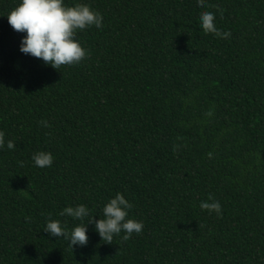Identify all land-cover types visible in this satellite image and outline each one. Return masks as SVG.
Listing matches in <instances>:
<instances>
[{"label": "trees", "instance_id": "16d2710c", "mask_svg": "<svg viewBox=\"0 0 264 264\" xmlns=\"http://www.w3.org/2000/svg\"><path fill=\"white\" fill-rule=\"evenodd\" d=\"M21 2L0 0V264H264V0H63L103 21L57 70L20 51ZM203 12L230 36L205 34ZM117 193L143 224L128 240L60 215L103 219ZM214 201L220 215L200 208ZM50 221L86 224L87 245Z\"/></svg>", "mask_w": 264, "mask_h": 264}, {"label": "clouds", "instance_id": "9594fccd", "mask_svg": "<svg viewBox=\"0 0 264 264\" xmlns=\"http://www.w3.org/2000/svg\"><path fill=\"white\" fill-rule=\"evenodd\" d=\"M197 2L200 7L205 6V0H197ZM7 18L14 31L26 33L21 41L20 51L42 60L44 64L50 65L56 70L61 66L78 64L86 57V50L75 39L76 32L92 25L100 28L103 21L102 15L93 12L89 6L77 4L73 7H65L63 0H22L17 7L10 11ZM214 19V14L211 12L201 13L200 21L204 33H214L221 38L229 37L230 33H222L216 28ZM42 123L45 127L50 126L46 121H42ZM4 136V132L0 131V148L4 146ZM7 147L10 150L14 149V141L9 140ZM32 159L35 165L40 168L50 167L53 163L51 153L46 152L34 154ZM209 199L212 198L209 197ZM131 208L132 204L122 194L117 193L115 198H112L104 206L103 219L95 220L84 205L75 208L67 207L60 215L67 214L81 221L88 217L86 224H94L95 231L98 232L101 240L112 244L114 236L119 235L122 231L126 233L123 236L124 240H128L133 233L140 234L142 232V222L126 219L128 210ZM200 208L208 210L210 214L213 211L217 215L221 214V205L218 201L202 202ZM86 224L74 227L69 233L61 227L59 221H50L44 231L52 237H63L69 241L68 246L73 251V246L83 247L88 243Z\"/></svg>", "mask_w": 264, "mask_h": 264}]
</instances>
